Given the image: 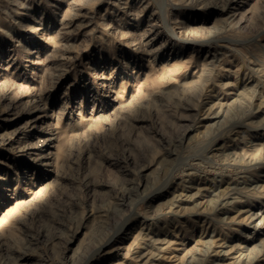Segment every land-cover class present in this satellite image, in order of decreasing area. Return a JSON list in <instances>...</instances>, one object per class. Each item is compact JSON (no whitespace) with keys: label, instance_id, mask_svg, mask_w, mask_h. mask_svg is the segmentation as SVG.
<instances>
[{"label":"rangeland","instance_id":"rangeland-1","mask_svg":"<svg viewBox=\"0 0 264 264\" xmlns=\"http://www.w3.org/2000/svg\"><path fill=\"white\" fill-rule=\"evenodd\" d=\"M0 264H264V0H0Z\"/></svg>","mask_w":264,"mask_h":264},{"label":"bare ground","instance_id":"bare-ground-1","mask_svg":"<svg viewBox=\"0 0 264 264\" xmlns=\"http://www.w3.org/2000/svg\"><path fill=\"white\" fill-rule=\"evenodd\" d=\"M228 76V75H227ZM233 81V80H232ZM224 85H226V86H232L233 85V83L231 82V81H227V82H225V84ZM241 86V85H240ZM244 88V87H243ZM229 89H235V88H233V87H230ZM242 89V88H241ZM239 92V91H238ZM233 93V92H232ZM239 94V93H238ZM238 94L237 93H235L234 92V94H233V96H235V95H237V97H238ZM231 97H232V95H231ZM237 97H232L233 99H230V101L227 103V107H230V106H233V105H236V104H240L239 102H240V99H238ZM228 98V97H227ZM212 100V99H211ZM242 101V100H241ZM209 105V104H208ZM221 107V106H220ZM224 142V141H223ZM217 143V142H216ZM221 144V143H220ZM217 145V144H216ZM217 146H219V145H217ZM216 146V147H217ZM220 148V147H219ZM222 148V147H221ZM218 149V148H217ZM214 150V149H213ZM216 151H218V150H216ZM220 151H222V150H220ZM192 165V164H191ZM188 173V172H187ZM217 173V172H216ZM189 174V173H188ZM190 175V174H189ZM208 175V174H207ZM205 178V177H204ZM195 179H197V178H195ZM206 179V178H205ZM215 179V178H214ZM209 180H211V179H209ZM180 181V180H179ZM179 181H176V182H178L179 183ZM205 181V180H204ZM207 181V180H206ZM214 181V180H213ZM189 182V181H188ZM188 182H187V184H188ZM199 182V181H198ZM197 182V183H198ZM202 182V181H201ZM216 182H218V181H216ZM185 183V182H184ZM200 183V182H199ZM208 183V182H207ZM209 183H211V182H209ZM176 184V183H175ZM190 184V183H189ZM192 184V183H191ZM194 184V183H193ZM199 186V185H198ZM220 186V185H219ZM188 187V186H187ZM206 187H207V185H206ZM215 187H216V184H215ZM192 189V188H191ZM197 189V188H196ZM195 189V190H196ZM215 189V188H214ZM202 190H204V189H202ZM217 191H218V189H217ZM176 192H178V191H176ZM184 192V191H183ZM192 192V191H191ZM199 192V191H198ZM185 193V192H184ZM196 193V192H195ZM187 194H188V192H187ZM191 196V195H190ZM153 198V197H152ZM187 202V201H186ZM189 202V201H188ZM192 202H194V200L192 201ZM246 206V205H245ZM241 208V207H240ZM251 211V210H250ZM248 213V212H247ZM255 214V213H254ZM129 229V228H128ZM125 236V235H124ZM116 238V237H115ZM111 241V240H110ZM119 241H121L120 240V238H119ZM107 242V241H106ZM116 242H117V240H116ZM115 242V243H116ZM104 245V244H103ZM110 245V244H109ZM116 245V244H115ZM109 247V246H108ZM113 247V246H112ZM116 247V246H115ZM119 247V246H118ZM117 249V248H116ZM106 250V249H105ZM109 253V252H108ZM144 256V255H143Z\"/></svg>","mask_w":264,"mask_h":264}]
</instances>
